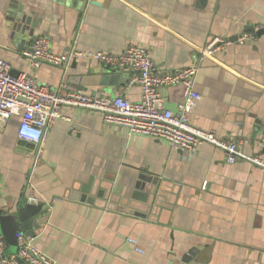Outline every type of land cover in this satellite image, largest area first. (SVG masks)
<instances>
[{
	"label": "crops",
	"instance_id": "crops-1",
	"mask_svg": "<svg viewBox=\"0 0 264 264\" xmlns=\"http://www.w3.org/2000/svg\"><path fill=\"white\" fill-rule=\"evenodd\" d=\"M257 26L255 42L232 43L208 57L196 77L200 98L190 119L223 138L242 139L235 162L210 143L188 151L107 123L102 112L67 106L45 132L41 161L33 166L34 146L19 137L21 116L14 114L0 128L7 200L0 212L24 198L33 202V193L43 207L30 237L62 264H264V170L250 161L264 158V0H0V58L15 74L27 70L23 50L37 36H47L55 52H121L139 43L157 69L170 70L190 64L211 36L235 38ZM105 72L124 76L95 58L45 62L35 76L63 91L140 98V86L127 78L102 85ZM182 89L162 87L166 107L176 109ZM147 177L158 181L155 194L147 205L133 202L144 215L109 206L111 196L130 198ZM91 178L95 202L71 196ZM102 188L107 201L97 196Z\"/></svg>",
	"mask_w": 264,
	"mask_h": 264
},
{
	"label": "built area",
	"instance_id": "built-area-1",
	"mask_svg": "<svg viewBox=\"0 0 264 264\" xmlns=\"http://www.w3.org/2000/svg\"><path fill=\"white\" fill-rule=\"evenodd\" d=\"M260 27L244 31L232 38L221 34L213 35L193 51L190 64L170 70L156 68L149 49L139 43H130L121 52L104 50H83L76 47L55 52L47 36H37L23 50L27 70L13 73L11 63L0 58V128L14 114L21 116L19 137L32 143L33 166L41 161V146L45 132L57 118L65 117L63 108L80 107L99 111L107 123L125 127L131 133L166 139L172 146L194 151L204 143H210L224 151L229 162L241 156L242 139L223 138L214 130H207L192 123L190 115L197 105L200 93L196 89V77L200 65L208 57L224 50L232 43H253ZM95 58L99 62L119 71L127 78V84H138L141 96L131 100L122 94L108 95L103 90L89 94L81 89L63 91L38 81L35 76L43 63L65 65L70 59ZM182 85V99L175 110L165 106L162 87ZM63 86V85H62ZM64 87V86H63ZM264 143V136L262 137ZM250 161L264 170V158L260 154ZM206 183L203 184V188ZM28 199L37 200L33 193ZM7 205L0 182V210ZM129 241L138 251H143L135 237ZM8 242L0 236V264H62L48 255L32 237L18 232V248L15 253L7 251Z\"/></svg>",
	"mask_w": 264,
	"mask_h": 264
},
{
	"label": "water",
	"instance_id": "water-1",
	"mask_svg": "<svg viewBox=\"0 0 264 264\" xmlns=\"http://www.w3.org/2000/svg\"><path fill=\"white\" fill-rule=\"evenodd\" d=\"M29 20V19H28ZM126 77L120 76L119 73H111L105 72L100 80L102 85L108 84H118L121 85L124 83ZM93 179L91 178L87 183H84L78 190L73 191L71 196L76 198H81L83 201L87 202H95L96 194L94 195L91 192ZM138 182L134 186V190L128 196H122L119 198L118 194H114L111 196V200L114 204H109V206H113L118 210L130 212L133 214L144 215L145 213L141 208L137 207L133 202L142 203L144 205L148 204V199L150 194H155L156 185L158 183L156 178H149L144 181ZM146 183H152V186L147 190ZM154 186V187H153ZM102 194H97V196L107 197L106 201L109 198V195L104 196L105 188L101 189ZM102 203V202H101ZM103 203L107 204L105 201ZM102 203V204H103ZM43 203H33L29 202L27 198L16 206L15 209H11L8 212H0V236L5 238L9 244V250L11 252H16L18 248V232H23L28 236H32L34 234V230H31L37 226H41L37 214L42 210ZM187 260H184L183 263L186 264Z\"/></svg>",
	"mask_w": 264,
	"mask_h": 264
}]
</instances>
